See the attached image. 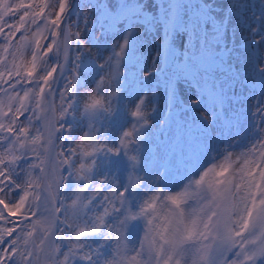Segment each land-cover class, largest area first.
<instances>
[{"label": "snow or ice", "instance_id": "snow-or-ice-1", "mask_svg": "<svg viewBox=\"0 0 264 264\" xmlns=\"http://www.w3.org/2000/svg\"><path fill=\"white\" fill-rule=\"evenodd\" d=\"M35 7L39 11L0 0L5 41L0 44V264H264V133L237 157H244L238 171L229 152L218 166L189 180L185 191L155 193L133 211L146 181L147 174L139 175L145 152L158 165L155 182L160 183L173 164L194 175L210 146L190 125L174 128L161 145L151 146L148 115L158 108L153 103L146 112L145 95L133 98L130 117L125 110L111 123L117 129L129 124L118 140L105 130L101 142L97 124L89 120L85 126L76 118L77 112L92 116L111 108L79 91L86 48L79 21L67 17L70 0H59L55 11L54 3ZM41 17L43 28L37 23ZM32 26L36 30L29 36ZM126 44L127 39L121 50ZM26 51L30 60L18 62ZM173 95L170 91L166 102ZM82 128L87 130L73 147L74 133ZM99 152L111 171L96 180L91 173ZM121 172L128 173L124 180ZM193 185L195 193L189 191ZM160 196L167 203H158ZM192 199L195 206L188 205ZM142 221L144 237L136 248ZM122 249L136 255H122Z\"/></svg>", "mask_w": 264, "mask_h": 264}, {"label": "rangeland", "instance_id": "rangeland-1", "mask_svg": "<svg viewBox=\"0 0 264 264\" xmlns=\"http://www.w3.org/2000/svg\"><path fill=\"white\" fill-rule=\"evenodd\" d=\"M13 2L31 4L35 11H39L35 6L40 3H54L53 11L58 10L59 5V0ZM67 17L79 21L81 39L86 48L83 59L87 70L82 76L83 87L79 91L97 96L105 107L111 108V111L98 110L92 116L76 113V118L85 126L89 120L97 124L100 129L98 139L101 142L105 130L110 134L115 133L118 140L119 132L126 130L129 124H124L123 129H117L111 123L121 120L125 110L130 117L133 98L145 95L148 104L145 111L151 113L153 103L158 108L155 114L148 115L146 135L151 146L161 145L170 137L172 130L180 125H190L193 135L201 136L205 144L210 146L209 151L201 153L203 168L197 171V178L184 174L183 168L178 171L173 164L160 183L155 182V177L159 175L158 165L153 166L150 163L151 154L145 152L139 175L147 174L146 181L140 189L133 211H138L144 201L155 193L173 195L171 186L178 181L181 183V191H185L189 180L198 179L204 169L213 164L218 166L231 151V160H235L233 168L239 170L244 157L240 160L237 157L245 150L248 151L264 133V0H70ZM37 23L43 28L42 17L38 18ZM35 30V26H32L28 35ZM19 35L14 39L18 40ZM71 39L74 47L75 37ZM126 39L127 44L121 50V44ZM48 42L50 40H46L44 46ZM3 43L5 41L0 39V44ZM117 53L120 55L117 56ZM0 55H4L2 49ZM30 58L31 52L26 51L23 56L17 57V61L27 63ZM6 59L11 62V55H7ZM247 67L251 69L250 75L243 71ZM145 73H148L147 77ZM93 88L97 91L93 92ZM239 90L240 94L236 93ZM170 91L174 95L166 102ZM241 99L245 102L247 100L253 108L242 105L245 109L239 114L238 125L231 108L235 101ZM192 100H198L199 103L193 106ZM84 102L81 99V111ZM201 116L208 119L203 121ZM86 130L82 128L74 133L73 147ZM234 144H238L240 149ZM254 151L259 153L258 143ZM79 163L77 160V167ZM109 171L107 156L104 152L97 153L91 174L99 180ZM127 175V172H121L120 179L124 180ZM79 186L83 187V183ZM189 191L195 193V185ZM163 196L158 197V203H167ZM195 203V199L188 201L189 206H195ZM143 237L142 221L136 248H139V241ZM132 247V244L127 245L128 249ZM114 248L115 244L108 251ZM122 255L130 257L136 253L122 249ZM145 256L143 258L147 259Z\"/></svg>", "mask_w": 264, "mask_h": 264}, {"label": "bare ground", "instance_id": "bare-ground-1", "mask_svg": "<svg viewBox=\"0 0 264 264\" xmlns=\"http://www.w3.org/2000/svg\"><path fill=\"white\" fill-rule=\"evenodd\" d=\"M261 52H262V51H261ZM259 53H260V52H259ZM262 53H263V52H262ZM260 57H262L261 54H260ZM258 59H259V58H258ZM260 59H261V58H260ZM257 61H258V60H257ZM245 62H246V61H245ZM245 62H244V63H245ZM258 63H259V61H258ZM244 66H245V65H244ZM251 66H252V65H251ZM243 68H245V67H243ZM250 70H251V69H249V68L247 67V68L244 69L243 71L245 72V74L250 75V72H251ZM240 71H241V70H240ZM247 75H246V77H247ZM252 75H253V74H252ZM252 75H251V76H252ZM254 75H256V74H254ZM255 77H256V76H255ZM239 78H240V76H239ZM250 78H251V77H250ZM240 79H241V78H240ZM245 79H246V78H245ZM243 81H244V80H243ZM245 82H246V81H245ZM245 82H244V83H245ZM236 83H238V82H236ZM248 83H249V82H248ZM247 85H248V84H247ZM231 86H232V85H231ZM236 87H237V85H236ZM245 88H246V87H245ZM245 88H244V89H245ZM185 89H187V88H185ZM239 89H240V88H239ZM250 89H251V88H250ZM227 90H228V89H227ZM227 90H226V91H227ZM242 91H243V90H242ZM187 92H188V91H187ZM196 92H197V91H196ZM196 92H195V93H196ZM189 93L192 94V92H190V91H189ZM232 93L234 94V91H233ZM236 93H239V94H240V90H239V92L236 91ZM184 94H185V93H184ZM241 94H242V93H241ZM192 96H193V94H192ZM232 96H233V95H231V97H232ZM235 96H236V95H235ZM243 96L245 97V95H243ZM183 97H184V96H183ZM227 97H228V96H227ZM246 97H247V96H246ZM253 97H254V96H253ZM186 98H187V97H186ZM232 98H234V97H232ZM251 98H252V96L250 97L249 100H251ZM246 99H247V98H246ZM253 99H254V98H253ZM189 100H190V99H189ZM247 100H248V99H247ZM247 100H246V102H245V100H243V99H241V100H237V101L234 102L235 104L232 105V106H234L233 108H231V107L229 106L231 109H233V113H232V114H235V115H236L235 117H237V118H236L237 121L234 120V119H233V120H234V122L236 121L235 123H237L238 125H239V123H240V120L238 121V119H239V114L241 113V110H244L245 107H246V105H250V103H247ZM225 101H226V100H225ZM225 101H223V102H225ZM185 102H186V101H185ZM251 102H253V101H251ZM205 103H206V101H205ZM231 103H233V102H230V104H231ZM244 103H245V104H244ZM210 104H211V103H210ZM230 104H229V105H230ZM221 105H222V104H221ZM223 105H224V104H223ZM242 105L245 106V107H243ZM252 105H253V104H252ZM201 106H202V105H201ZM226 106H227V105H226ZM226 106H225V107H226ZM250 106H251V105H250ZM253 106H254V105H253ZM202 107L204 108V106H202ZM247 107H248V106H247ZM251 107H252V106H251ZM251 107H249V108H251ZM221 108H222V107H221ZM226 108H227V107H226ZM230 108H229V109H230ZM252 108H253V107H252ZM252 108H251V109H252ZM206 109H207V108H206ZM206 109H205V110H206ZM254 109H255V108H254ZM254 109H253V110H254ZM201 110L203 111V109H201ZM248 110H249V109H248ZM248 110H247V111H248ZM217 111H218V110H217ZM220 111H221V110H220ZM222 111H223V110H222ZM227 111H229V110H227ZM210 112H211V111H210ZM249 112H250V111H249ZM214 113H215V112H214ZM230 113H231V112H230ZM244 113H245V112H244ZM222 114H223V113H222ZM208 115H209V114H208ZM215 115H216V114H215ZM218 115H219V114H218ZM220 115H221V114H220ZM223 115H224V114H223ZM231 116H233V115H231ZM243 116H244V115H243ZM221 117H222V116H221ZM235 117H234V118H235ZM248 117H249V116H248ZM248 117H247V119H248ZM214 118H215V117H214ZM219 118H220V117H219ZM233 120H232V121H233ZM245 120H246V119H245ZM215 121H216V120H215ZM246 123H247V122H246ZM215 124H216V123H215ZM225 124H226V123H225ZM232 124H233V123H232ZM242 124H243V123H242ZM242 124H241V128H242ZM201 125H202V124H201ZM226 125H227V124H226ZM243 125H246V124H243ZM253 125H254V124H253ZM253 125H252V126H253ZM231 126H232V125H231ZM231 126H230V127H231ZM236 126H237V125H236ZM252 126H251V128H252ZM246 127H247V126H246ZM249 127H250V126H249ZM202 128H203V127H202ZM223 128H225V127H223ZM232 128H233V127H232ZM232 128H231V129H232ZM235 128H236V127H235ZM235 128H234V129H235ZM215 129H217V128H215ZM232 130H233V129H232ZM232 130H231V131H232ZM237 130H239V128H238ZM202 131H203V130H202ZM229 131H230V130H229ZM235 131H236V130H235ZM249 131H250V130H249ZM228 133H229V132H228ZM233 133H234V132H233ZM233 133H232V134H233ZM238 133H239V132H238ZM240 133H241V132H240ZM250 133H251V132H250ZM234 134H235V133H234ZM238 135H239V134H238ZM207 136H208V135H207ZM230 136H231V134H230ZM245 136H246V135H245ZM234 137H236V136H234ZM248 137H249V136H248ZM250 137H251V136H250ZM253 137H254V136H253ZM239 138H240V137H239ZM243 138H244V137H243ZM232 139H233V138H231V140H232ZM247 139H248V138H247ZM241 140H242V139H241ZM241 140H240V141H241ZM208 141H209V140H208ZM242 141H243V140H242ZM248 141H249V140H248ZM245 142H246V141H245ZM230 143H231V142H230ZM230 143H229V145H230ZM226 144H227V143H226ZM241 144L243 145L242 142H241ZM241 144H240V145H241ZM229 145H228V146H229ZM234 145H236V144H234ZM237 145H238V144H237ZM237 145H236V146H237ZM245 146H246V145H245ZM238 147H239V145H238ZM227 148H228V147H227ZM233 148H235V147H233ZM241 148H242V147H241ZM239 149H240V147H239ZM242 149H243V148H242ZM247 149H248V148H247ZM236 150H237V149H236ZM234 151H235V150H234ZM237 151H238V150H237ZM245 151H247V150H245ZM231 152H232V151H231ZM219 155H220V154H219ZM233 155H234V154H233ZM233 157H234V156H233ZM217 159H218V158H217ZM220 159H221V158H220ZM237 160H238V159H237ZM239 160H240V159H239ZM242 160H243V159H242ZM242 160H241V161H242ZM234 161H235V160H234ZM217 162H218V161H217ZM215 163H216V161H215ZM218 163H219V162H218ZM241 163H242V162H241ZM212 164H213V163H212ZM239 164H240V163H239ZM239 164H238V165H239ZM242 164H243V163H242ZM199 171H200V170H199ZM197 173H198V172H195L194 175L191 174L192 178H197V176H196ZM184 174H185V172H184ZM176 182H177V180H176ZM174 183H175V182H174ZM182 185H183V184H182ZM185 185H186V184H185ZM180 187H181V183H179V181H178V183L172 185V186H171V192H172V194L175 195V194L178 193V192H182ZM182 189H183V188H182ZM145 257H146V256H145ZM258 262H259V261H258Z\"/></svg>", "mask_w": 264, "mask_h": 264}]
</instances>
